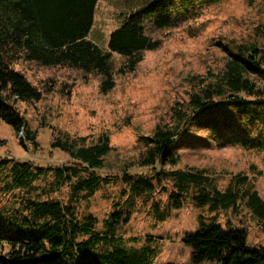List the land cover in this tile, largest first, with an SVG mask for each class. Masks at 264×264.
Instances as JSON below:
<instances>
[{
    "label": "trees",
    "instance_id": "trees-1",
    "mask_svg": "<svg viewBox=\"0 0 264 264\" xmlns=\"http://www.w3.org/2000/svg\"><path fill=\"white\" fill-rule=\"evenodd\" d=\"M99 0H0V123L18 137L35 143L19 110L22 102H38L42 93L15 66L21 60L42 67H62L102 77L101 91L114 86L111 53L87 40ZM218 0H186L184 10L175 0H153L130 12L109 40V49L125 59L122 73H133L143 53L156 51L159 40L145 26L163 29L178 19H188L202 5ZM166 3V5H165ZM180 6V5H179ZM147 30V28H146ZM221 74L190 94L186 111L175 112L170 127H157L136 156L108 159L112 146L108 134L96 143L56 140L52 146L65 152L70 162L58 167L34 166L14 159L0 162V264H51L63 256L73 264H141L148 255L140 249L115 246L117 225L130 213L118 209L101 222L79 210L103 187L122 184L136 199L157 188L171 187L170 203L182 208L186 200L211 213L236 211L243 205L264 230V200L247 177L235 176L225 190L202 170H181L177 144L191 132L192 123L229 132L232 144L245 149L264 146V51L254 44H228ZM231 110V112H227ZM214 113L218 118L202 117ZM227 113L225 117L220 114ZM201 122V125L200 123ZM21 138V137H20ZM22 143V142H21ZM144 169L145 174H134ZM104 173V174H102ZM68 190L66 198L54 197ZM127 194L125 190L124 195ZM163 217V216H162ZM192 263L264 264V249L250 247L246 230L224 228L216 217L200 218L199 229L183 239Z\"/></svg>",
    "mask_w": 264,
    "mask_h": 264
},
{
    "label": "rangeland",
    "instance_id": "rangeland-1",
    "mask_svg": "<svg viewBox=\"0 0 264 264\" xmlns=\"http://www.w3.org/2000/svg\"><path fill=\"white\" fill-rule=\"evenodd\" d=\"M152 1L99 0L97 3L87 40L111 53L109 66L115 86L108 93L101 91L102 77L96 74L19 61L15 68L42 93L38 102L19 104L28 128L35 132V143L18 137L10 126L0 123V162L14 159L29 161L34 166L58 167L69 163L70 158L54 148L53 142L85 138L91 144L105 133L112 146L108 159L116 158V154L136 156L145 148L146 137L157 127L172 126L175 112L187 110L189 96L198 90L197 85L203 86L201 81L207 85L221 74L226 62L224 45L254 44L264 51V0H218L202 5L188 19L182 17L170 27L157 29L146 24V34L159 40L161 47L144 52L135 72L122 73L125 59L110 51V36L130 12ZM175 1L174 11L184 10L186 0ZM216 118L218 115L214 113L202 117L213 121ZM196 121L191 132L177 144L181 156L177 169L202 170L221 190L235 176L247 177L264 200V146L245 149L229 141L230 134L224 126L219 132H212ZM261 138L264 141V128ZM147 172L133 171L134 174ZM167 188V191L157 188L136 199L124 185H110L98 191L90 203L80 204L79 210L97 217L101 221L99 228L118 209L130 213L128 221L117 225L114 243L127 250L146 248L142 252L148 259L144 257L141 264H193L191 250L183 244V239L199 229L201 217H216L224 228L246 230L250 247L264 249V230L243 205L235 212L211 213L210 206L197 207L186 200L182 208L176 209L170 203L171 187ZM67 193L64 189L54 197L65 199ZM3 200L0 194L1 204ZM51 264L73 262L57 256Z\"/></svg>",
    "mask_w": 264,
    "mask_h": 264
}]
</instances>
